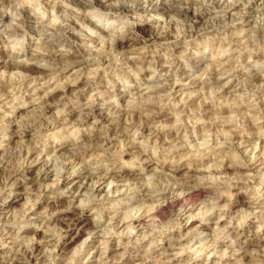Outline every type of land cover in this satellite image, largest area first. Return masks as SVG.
<instances>
[{
    "label": "clouds",
    "instance_id": "1",
    "mask_svg": "<svg viewBox=\"0 0 264 264\" xmlns=\"http://www.w3.org/2000/svg\"><path fill=\"white\" fill-rule=\"evenodd\" d=\"M0 264H264V0H0Z\"/></svg>",
    "mask_w": 264,
    "mask_h": 264
}]
</instances>
